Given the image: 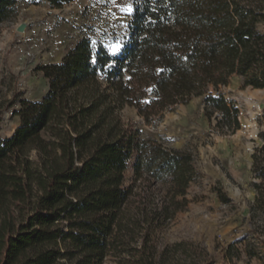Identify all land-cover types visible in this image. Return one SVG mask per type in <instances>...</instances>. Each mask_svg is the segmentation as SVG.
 Instances as JSON below:
<instances>
[{
	"label": "trees",
	"instance_id": "1",
	"mask_svg": "<svg viewBox=\"0 0 264 264\" xmlns=\"http://www.w3.org/2000/svg\"><path fill=\"white\" fill-rule=\"evenodd\" d=\"M19 1L0 0V24L16 16ZM71 1L47 0L51 8ZM131 7L116 55L81 39L60 61L35 67L48 85L41 100L14 97L5 108L20 106L12 112L18 126L0 137V264H103L108 256L169 264L173 250L186 253L183 243L159 250L155 236L186 208L193 155L143 137L116 113L127 106L149 121L201 97L218 132L239 131L240 112L219 89L236 76L264 90V0H132ZM262 127L250 156L249 204L261 247L245 246L261 260L264 119Z\"/></svg>",
	"mask_w": 264,
	"mask_h": 264
},
{
	"label": "rangeland",
	"instance_id": "2",
	"mask_svg": "<svg viewBox=\"0 0 264 264\" xmlns=\"http://www.w3.org/2000/svg\"><path fill=\"white\" fill-rule=\"evenodd\" d=\"M131 4L132 0H72L51 8L47 0L19 1L16 16L0 24V137H10L19 124L12 115L19 104L5 110L11 99L39 101L47 92V81L35 67L60 61L86 38L93 45L103 44L111 54L110 46L126 40L131 14L124 9ZM19 25H25L22 32ZM258 27L264 33V21ZM228 81L219 91L240 112V130L232 135L221 134L208 122L201 97L149 121L127 106L116 113L143 137L193 155L195 177L186 190V208L155 236L159 250L185 245L186 253L171 249L169 264H264V250L262 260L245 252L246 245L260 243L249 220L255 195L250 156L261 144L264 90L244 87L236 76ZM126 178L131 179L130 170ZM103 264L116 263L108 256Z\"/></svg>",
	"mask_w": 264,
	"mask_h": 264
},
{
	"label": "snow or ice",
	"instance_id": "3",
	"mask_svg": "<svg viewBox=\"0 0 264 264\" xmlns=\"http://www.w3.org/2000/svg\"><path fill=\"white\" fill-rule=\"evenodd\" d=\"M124 11H126V12H128L129 14H131V12H132V8H131V6L129 5V6H127L125 9H124ZM120 44L117 42L115 45H112V46H110V53L112 54V55H116L118 52H119V50H120Z\"/></svg>",
	"mask_w": 264,
	"mask_h": 264
},
{
	"label": "water",
	"instance_id": "4",
	"mask_svg": "<svg viewBox=\"0 0 264 264\" xmlns=\"http://www.w3.org/2000/svg\"><path fill=\"white\" fill-rule=\"evenodd\" d=\"M24 27H25V25H19V27H18V31H19V32H22V31L24 30Z\"/></svg>",
	"mask_w": 264,
	"mask_h": 264
}]
</instances>
